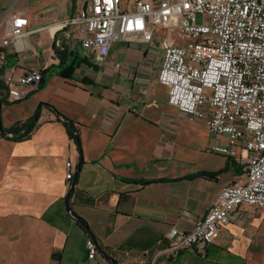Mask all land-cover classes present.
<instances>
[{
  "label": "crops",
  "instance_id": "obj_1",
  "mask_svg": "<svg viewBox=\"0 0 264 264\" xmlns=\"http://www.w3.org/2000/svg\"><path fill=\"white\" fill-rule=\"evenodd\" d=\"M137 1L123 0L122 8L134 10ZM86 2L0 0L1 20L9 9L30 20V33L8 48L7 66L18 75L39 69L46 81L2 106L4 128L34 117L46 102L74 121L82 145L81 164L77 143L46 106L29 138L0 135L1 261L83 264L81 217L101 249L90 264H264V208L251 205L223 226L207 257L194 247L163 253L168 230H193L225 186L245 179L247 164L240 148L239 157L212 152L228 138L169 104L158 75L162 40L185 44L177 31L157 27L149 43L117 41L99 62L83 49L77 26H62Z\"/></svg>",
  "mask_w": 264,
  "mask_h": 264
},
{
  "label": "built area",
  "instance_id": "obj_2",
  "mask_svg": "<svg viewBox=\"0 0 264 264\" xmlns=\"http://www.w3.org/2000/svg\"><path fill=\"white\" fill-rule=\"evenodd\" d=\"M123 0H87L75 17L62 23L79 28L82 47L103 62L120 40L149 43L154 30L177 31L185 44L164 38L158 79L168 88L169 104L191 120L205 123L211 132L225 135L229 144L211 151L239 157L247 164L244 180L225 186L204 218L193 230L172 226L168 247L177 255L187 248L207 257L242 205L264 208V0H138L134 10H124ZM199 17L201 21H199ZM30 20L6 11L0 19V100H25L43 80L39 69L18 75L7 66L8 48L30 33ZM123 65L117 63L116 67ZM73 171L67 179L74 180ZM87 260L99 252V243L87 233ZM150 264H156L155 261Z\"/></svg>",
  "mask_w": 264,
  "mask_h": 264
},
{
  "label": "trees",
  "instance_id": "obj_3",
  "mask_svg": "<svg viewBox=\"0 0 264 264\" xmlns=\"http://www.w3.org/2000/svg\"><path fill=\"white\" fill-rule=\"evenodd\" d=\"M63 76H66L68 77L69 75L65 72H62L61 73ZM41 85H39V89H43L46 85V81L43 77V80L41 81L40 83ZM4 85L2 84V82L0 81V89H3ZM28 98V97H27ZM26 98V99H27ZM9 101H7L5 99V97H3L1 100H0V119L2 120V116H1V108H2V105L3 104H13V103H8ZM21 102V101H19ZM14 103H18V102H14ZM43 106H46V108L51 111V112H54L57 116V119L59 121H62L67 129V133L68 135L70 136L71 139L75 140V142L77 143L78 145V149H79V152L81 154V164H82V145H81V140H80V137H79V131H78V128L76 126V124L74 123V121H72L71 119L61 115V113L52 105L48 104V103H41V105L39 106L37 113H40ZM36 114L34 115V117H31L23 122H20V123H17L15 124L14 126L10 127V128H4L3 126V130H0V135L3 137V138H7V139H11V140H16V141H20V140H24V139H27L30 137V135L32 133H34L33 131L36 129L37 127V124L39 122V118L37 119L36 117ZM25 131V132H24ZM24 132V133H23ZM9 134H13V136H10ZM81 164H79V167L81 166ZM78 174V173H77ZM200 175H203V176H210L211 174H207V173H201ZM76 179V178H75ZM77 180V179H76ZM152 181H148L146 183H150ZM71 195H68L67 196V200L70 198ZM76 221L77 223L82 227L84 228L87 232H89L90 228H89V225L88 223L81 217H77L76 218ZM90 233V232H89ZM91 234V233H90ZM92 235V234H91ZM99 252H101V249L99 248ZM110 260H112V258H110ZM113 264H117L115 261H113Z\"/></svg>",
  "mask_w": 264,
  "mask_h": 264
},
{
  "label": "water",
  "instance_id": "obj_4",
  "mask_svg": "<svg viewBox=\"0 0 264 264\" xmlns=\"http://www.w3.org/2000/svg\"><path fill=\"white\" fill-rule=\"evenodd\" d=\"M36 116H37V117H36L37 119H38V118L40 119V117H41V116H40V113H37ZM0 130H3V122H2L1 119H0ZM24 132H25V131H24ZM24 132H23V133H24ZM9 135H10V136H13V134H9ZM54 256H59V255H58V254H55Z\"/></svg>",
  "mask_w": 264,
  "mask_h": 264
},
{
  "label": "rangeland",
  "instance_id": "obj_5",
  "mask_svg": "<svg viewBox=\"0 0 264 264\" xmlns=\"http://www.w3.org/2000/svg\"><path fill=\"white\" fill-rule=\"evenodd\" d=\"M1 1H3V2H7L8 0H1ZM22 3V0H20V4ZM199 21H201V18L199 17V19H198ZM182 42L184 43V41L182 40ZM5 105H7V104H3L2 106H5ZM1 116H2V112H1ZM0 264H6V263H3L2 261H1V258H0Z\"/></svg>",
  "mask_w": 264,
  "mask_h": 264
}]
</instances>
